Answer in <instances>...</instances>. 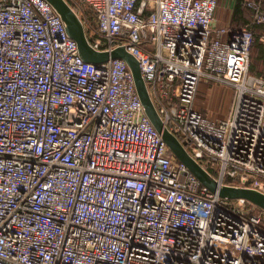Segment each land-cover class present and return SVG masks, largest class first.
I'll use <instances>...</instances> for the list:
<instances>
[{"label":"built area","instance_id":"1","mask_svg":"<svg viewBox=\"0 0 264 264\" xmlns=\"http://www.w3.org/2000/svg\"><path fill=\"white\" fill-rule=\"evenodd\" d=\"M65 1L94 50L137 58L210 176L264 193L252 31L216 26L218 0ZM203 79L235 89L227 119L197 109ZM226 200L169 149L126 61H84L45 0H0V264H264V210Z\"/></svg>","mask_w":264,"mask_h":264},{"label":"water","instance_id":"2","mask_svg":"<svg viewBox=\"0 0 264 264\" xmlns=\"http://www.w3.org/2000/svg\"><path fill=\"white\" fill-rule=\"evenodd\" d=\"M45 1H47L61 17L67 33L76 41L80 56L84 61L95 65L106 63L111 59H122L127 62L134 75L137 92L142 105L145 108L146 115L157 131L162 135L172 153L189 168L205 187L214 193L218 192L219 196L223 199H244L264 210V193L249 188L221 185L185 150L178 138L165 126L158 113L142 76L139 61L134 55L128 52L123 46L118 47L111 52H99L94 50L89 44L82 21L71 9L68 3L65 0Z\"/></svg>","mask_w":264,"mask_h":264},{"label":"rangeland","instance_id":"3","mask_svg":"<svg viewBox=\"0 0 264 264\" xmlns=\"http://www.w3.org/2000/svg\"><path fill=\"white\" fill-rule=\"evenodd\" d=\"M223 7H225L224 2H220L219 0L216 12L217 19L220 8ZM252 65L255 66L260 74H264V63L256 60V50L254 47L251 50L250 67ZM235 97L236 91L233 87L213 81L207 82L206 79H203L197 95L196 106L208 118L214 121H220L229 117ZM226 201L234 202L237 200Z\"/></svg>","mask_w":264,"mask_h":264},{"label":"crops","instance_id":"4","mask_svg":"<svg viewBox=\"0 0 264 264\" xmlns=\"http://www.w3.org/2000/svg\"><path fill=\"white\" fill-rule=\"evenodd\" d=\"M221 1L224 2L225 7L220 8L218 19L216 17V26L225 27L232 30L239 29L241 26H250L248 28L256 29L259 34H261L262 30H264V24H256L258 27L254 26L252 13L256 12L249 7L244 8L245 2L247 4V2L253 0H243L242 14L239 16L236 14L239 0H220V2ZM260 4L261 11L264 12V0H260Z\"/></svg>","mask_w":264,"mask_h":264},{"label":"trees","instance_id":"5","mask_svg":"<svg viewBox=\"0 0 264 264\" xmlns=\"http://www.w3.org/2000/svg\"><path fill=\"white\" fill-rule=\"evenodd\" d=\"M256 1L259 2V6H260V10H261L260 0H256ZM218 3H219V1H218ZM244 4L246 5V2ZM245 5H244V8H247V5L246 6ZM242 6H243V0H239L238 1V8H237V11H236V14L238 16L242 14ZM261 12H263V11H261ZM252 16H253V23H254L255 27H258V26H256V24H258V25L264 24V22L258 23L256 21V13H252ZM248 27H250V26H247V27L246 26H241L239 29L247 28L248 30L252 31V33L254 35V45L252 46V48L254 47V49L256 50V60L258 62L264 63V30H262L261 34H258L256 29H252V28H248ZM250 72L253 73V74L259 75V76H264V74H260L257 71V69L255 68L254 65H252L250 67Z\"/></svg>","mask_w":264,"mask_h":264}]
</instances>
